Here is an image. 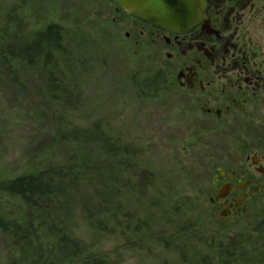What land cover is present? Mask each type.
<instances>
[{
  "label": "rangeland",
  "instance_id": "1",
  "mask_svg": "<svg viewBox=\"0 0 264 264\" xmlns=\"http://www.w3.org/2000/svg\"><path fill=\"white\" fill-rule=\"evenodd\" d=\"M23 2L0 0V8ZM29 5L34 21L45 17L61 26L83 64L67 72L60 67L63 80L54 99L40 84L45 80L40 68L18 67L23 87L0 79V164L63 163L67 153L85 155L86 146H94L88 173H104L71 193L70 215L63 222L87 254L111 264H180L175 252L180 242L191 255L212 258L220 254L218 244L232 240L245 261L264 264V229L246 233L244 224L231 222L219 227L218 217H212L205 195L209 168L221 154L217 137L194 134L205 129L202 122L178 109L176 97L161 90L155 79L158 66L149 56L134 54L133 35L124 37L131 29L120 25L122 18L112 24L116 16L108 0H30ZM149 79L154 83L146 88ZM95 127L130 154L95 153L97 144L85 143ZM55 128L68 135L58 140ZM102 206L113 217L109 233L95 231L86 221L88 210L97 213ZM121 208L127 217L121 218ZM142 222L147 229L134 232ZM191 224L202 236L183 240ZM206 240L211 241L207 249ZM3 247L0 241V264ZM241 261L237 256L234 264Z\"/></svg>",
  "mask_w": 264,
  "mask_h": 264
},
{
  "label": "flooded vegetation",
  "instance_id": "2",
  "mask_svg": "<svg viewBox=\"0 0 264 264\" xmlns=\"http://www.w3.org/2000/svg\"><path fill=\"white\" fill-rule=\"evenodd\" d=\"M203 1L201 23L183 33L152 27L108 3L116 16L112 24L122 18L120 25L130 27L124 37L133 35L134 54L149 56L158 66L155 79L161 90L176 97L178 109L202 122L205 129L194 134L213 133L221 144L205 195L212 217H218L219 227L231 222L244 224L246 233L261 231L264 0Z\"/></svg>",
  "mask_w": 264,
  "mask_h": 264
},
{
  "label": "trees",
  "instance_id": "3",
  "mask_svg": "<svg viewBox=\"0 0 264 264\" xmlns=\"http://www.w3.org/2000/svg\"><path fill=\"white\" fill-rule=\"evenodd\" d=\"M22 1L23 4L0 8V79L23 87L18 67L40 68L45 80L43 84L39 83L47 87L54 99L59 83L63 80L64 71L60 67L67 72L72 69L71 66L82 65L83 61L79 62L75 57L74 52L77 50L68 43L69 38L61 26L47 22L45 17H42L44 22L34 21L27 13L31 8L30 0ZM152 83L149 79L144 86L147 88ZM56 132L57 128L52 134H56L58 140L68 135ZM90 133L91 138L85 143H96L97 147L93 149L95 153L110 155L119 150L117 144L106 134L100 133L97 127ZM93 147L90 145L88 149L86 146L85 155L67 153L63 156L66 157L63 163H45L40 166L35 163L12 164L7 167L0 164V239H3L0 241L3 242L5 253L3 264H111L106 258L87 254L81 241L63 222L70 215L71 193L79 190L77 188H81L82 183L104 173L102 170L97 176L88 173L94 158L91 153ZM47 148L49 151L50 147ZM45 149L40 151H47ZM119 152L122 156L130 154L127 148ZM103 185L109 189L107 184ZM119 212L122 213L121 218L127 217L122 208ZM86 218L88 226L95 231L109 233L108 222L113 221V217L108 207H100L97 213L88 210ZM147 227L142 222L133 231L141 233ZM198 228L194 224L187 226L182 239L186 240L192 234L196 238L202 236ZM216 236L223 238V234L220 237L217 233ZM209 242L205 241L206 249ZM224 244H218L220 254L212 258L200 252L191 255L181 242L175 252L180 264H234L237 256L242 259V264H250V260H244L245 255L237 242L232 240V243Z\"/></svg>",
  "mask_w": 264,
  "mask_h": 264
},
{
  "label": "water",
  "instance_id": "4",
  "mask_svg": "<svg viewBox=\"0 0 264 264\" xmlns=\"http://www.w3.org/2000/svg\"><path fill=\"white\" fill-rule=\"evenodd\" d=\"M108 1L127 16L172 33L186 32L203 19V0Z\"/></svg>",
  "mask_w": 264,
  "mask_h": 264
}]
</instances>
